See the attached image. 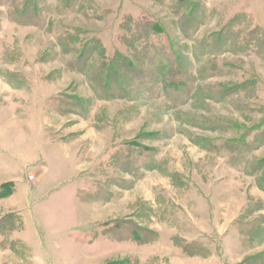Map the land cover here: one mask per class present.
Returning a JSON list of instances; mask_svg holds the SVG:
<instances>
[{
    "label": "rangeland",
    "instance_id": "rangeland-1",
    "mask_svg": "<svg viewBox=\"0 0 264 264\" xmlns=\"http://www.w3.org/2000/svg\"><path fill=\"white\" fill-rule=\"evenodd\" d=\"M10 178L0 264H264V0H0Z\"/></svg>",
    "mask_w": 264,
    "mask_h": 264
},
{
    "label": "crops",
    "instance_id": "crops-1",
    "mask_svg": "<svg viewBox=\"0 0 264 264\" xmlns=\"http://www.w3.org/2000/svg\"><path fill=\"white\" fill-rule=\"evenodd\" d=\"M43 150H45V148L38 149V153H37L36 157L38 156L39 152L42 153ZM46 159H48V157ZM43 176H45V174ZM8 180H10L8 182H14V190L10 196H8L6 198H0V207L2 210L1 211L2 215L7 214V213L17 214L20 217L21 222H23L21 229L18 228L19 231L15 230V232H14V234L16 235L15 239L16 240L19 239L20 243H22L23 246L26 247V248H24L25 252H26V257H27V259L29 257L30 261L40 260L42 262H44V261L49 262L50 261L53 263V260L51 259V257H49L48 252L45 248L46 235L43 232L41 225H39L38 222L36 221V219L32 217L33 212L31 211L33 207H36L38 204H40L41 202L46 200V198H48L46 196H48V195L46 194V196H45V194L43 192L40 196L39 195L35 196V193L31 192V195H28L27 197L25 196L24 201L21 203L20 199L17 198V193L15 192V190H16L15 189V181L11 178ZM5 182H6V180H5ZM77 195L78 194L76 192V194L74 193L72 196H70L71 205H73L75 202L79 203L82 201L79 199V197ZM31 197L34 199L33 201H31ZM90 197L92 198V196H90ZM94 200H97V199L94 198ZM88 203H89V201H88ZM25 212H28V214L30 215L29 216L30 218H28L29 222H30L29 226H28V221L26 220V217H25ZM72 216H74L73 217L74 221H72L71 224H69L65 227L61 226L59 228L51 229V231H55L57 234H59L63 230V232H66V235H70V234L72 235L73 232H75L77 230L79 223H80V227L83 225L90 227L89 225H86L87 222H84V220H82L83 219L82 217L80 220V213L78 214L79 218H76L75 214L70 215L69 218L72 219ZM50 242H52V241H50ZM59 243L60 242H52L54 247H56V246L59 247V245H60ZM32 244H35V246L37 248V252H33L30 250ZM108 256H109V254L104 255L103 258H101V259L105 260L106 258H108ZM97 257H100V255H95L92 257L91 262L93 261V264H96L95 261H97V259H98ZM180 257L181 258L184 257L182 264H187V260L190 259V258H187V255H185L183 253L180 254ZM204 259H207V264H209V259L208 258H204Z\"/></svg>",
    "mask_w": 264,
    "mask_h": 264
},
{
    "label": "trees",
    "instance_id": "trees-1",
    "mask_svg": "<svg viewBox=\"0 0 264 264\" xmlns=\"http://www.w3.org/2000/svg\"><path fill=\"white\" fill-rule=\"evenodd\" d=\"M81 40H82V38L77 39V42L80 43V45H81V42H82ZM77 52H79L80 55L82 53H84L85 52L84 46L81 49H78ZM77 52H76V54H78ZM79 54H78V56H79ZM108 70H109V67H108ZM13 190H14V185L12 187H10V186H8V187H2L0 185V198H5L7 196H10L12 194ZM90 196H92V195H90ZM92 197H94L95 199H97L98 198L97 193H94Z\"/></svg>",
    "mask_w": 264,
    "mask_h": 264
}]
</instances>
